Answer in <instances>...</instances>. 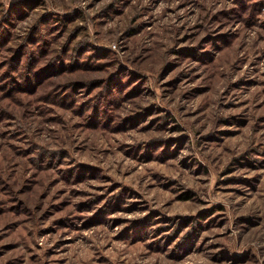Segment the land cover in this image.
Wrapping results in <instances>:
<instances>
[{"label": "rangeland", "instance_id": "obj_1", "mask_svg": "<svg viewBox=\"0 0 264 264\" xmlns=\"http://www.w3.org/2000/svg\"><path fill=\"white\" fill-rule=\"evenodd\" d=\"M0 264H264V0H0Z\"/></svg>", "mask_w": 264, "mask_h": 264}]
</instances>
